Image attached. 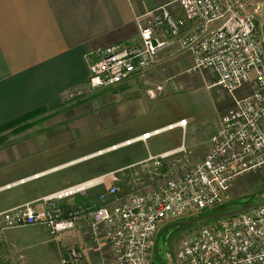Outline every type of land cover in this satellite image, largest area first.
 <instances>
[{"label":"built area","instance_id":"built-area-1","mask_svg":"<svg viewBox=\"0 0 264 264\" xmlns=\"http://www.w3.org/2000/svg\"><path fill=\"white\" fill-rule=\"evenodd\" d=\"M263 8V0H173L146 13L134 39L89 52L88 80L80 91L110 88L145 72L177 38L191 56V69L211 72L233 106L221 114L206 154L181 175L119 200L117 183L124 169L119 168L1 210L0 230L40 224L55 239L83 218L93 241L107 246V258L99 264H152L161 224L219 206L237 177L264 167V41L257 27ZM246 86L249 92L237 97ZM159 89L149 88L148 94L153 97ZM185 124L180 119L123 144ZM171 154H150L143 162L157 168ZM98 186L105 189L99 203L64 208L66 200ZM4 187L10 184L0 190ZM59 258L61 264H88L79 246L59 248ZM174 258L177 264H264V203L190 230L179 240Z\"/></svg>","mask_w":264,"mask_h":264},{"label":"crops","instance_id":"crops-1","mask_svg":"<svg viewBox=\"0 0 264 264\" xmlns=\"http://www.w3.org/2000/svg\"><path fill=\"white\" fill-rule=\"evenodd\" d=\"M172 1L173 0H0V126L22 117L26 113L34 111L63 112L67 110V108H70V110H76L74 114H71V120L83 116L91 107L90 100L88 99L85 103H74L71 102V94L79 89H83L87 84L88 62L86 60V55L99 48H105L134 39L138 31V21H145L146 18L143 16L146 13L159 6L169 4ZM171 40L172 43L157 54L156 61L151 68L134 76L128 81H124L110 88H105L111 90L117 86L121 87V85L127 84L126 87L118 88V93H114L118 97L105 102L108 104L120 102L119 106H121L119 112L122 116H106L110 118V124L127 123V121L131 118L133 119V117L137 115L146 114L149 105L141 96V94H143L141 91L145 90L143 95L148 99L156 97V95L153 97L149 94V96L147 95L149 88H146V84L151 85L158 81V77H152V75L154 76L158 73L156 72L158 67H163L169 63L172 65L171 68L174 66V68H172L174 71H180L186 68L187 64L191 63L190 54L181 49L178 39L172 38ZM249 87L246 86V88L238 90L236 96L242 97L246 95L250 90ZM150 88H153V86ZM131 93H136L138 95H136V97H131L133 95ZM86 104L87 108H84L83 105ZM232 106L233 100H230L223 109ZM223 109H220V112H222ZM178 121L179 120L173 121L168 124ZM95 122L96 121H92L91 123L88 117L86 124L82 126L77 123L75 124L74 120L70 125L72 129L75 128L80 133H85L95 128L92 127L95 126ZM188 126L189 123L186 121L184 127L178 125L171 129H181L182 135H184L186 141ZM218 126L219 120L212 131L216 130ZM146 131L149 130L143 129V131L120 143L136 138ZM209 131L204 137H196L195 131H191L189 134V141L184 145L182 150V146L180 144L177 145L176 142L170 147L163 148L146 146L148 155L173 152L174 155L190 160L195 159L192 160L194 162L201 159L209 149ZM23 138L25 139L15 140L8 143V145L0 146V168H3L0 171V187L10 184V187H4L0 192L22 185L26 183L27 180L36 179L44 174L46 175L47 173L65 168L77 161L97 155L99 152L111 149V146L100 150L98 149L68 161L52 165L51 167L31 172L35 168H38L37 166H39V164L32 166L31 163H29L24 168H17L18 165L14 167V163L20 160L24 154L27 155L30 151L34 150L32 146L33 142L29 141V138ZM147 156L140 160H145ZM9 164L11 165L8 166ZM119 168L120 167L106 169L87 177H82L81 175L67 177L62 179L61 183L55 185L53 188L43 190L35 189L33 191L25 189L18 190L9 194L5 199H0V211L36 200L68 184L87 180ZM21 179L25 181H20ZM233 187L234 182L230 187L231 191L229 189L224 194L222 204L228 209H224L222 212L234 210L235 192ZM94 189L96 190L91 189L85 195H78L66 200L63 202L64 208L69 209L75 206L78 201H89L84 205L97 203L96 201H98V198L95 201V199L90 198L88 194L98 192L104 189V186H98ZM229 197L231 201L225 203V199ZM248 204L250 203L246 204L240 199L241 207ZM204 212L211 213V210L207 209L200 213L203 214ZM198 214L192 216H197ZM170 222H173V220ZM81 223L88 228V220L82 218ZM166 224L167 222H164L158 229L154 241L155 249L159 233ZM73 230L74 229H69L64 232L65 234H72L73 238L75 236L77 242H79L76 246L82 248L85 260L88 264H99L107 258L108 249L103 240H101L99 244L86 243L84 239L86 240L87 237L83 239L82 236L79 235L80 229L78 230L77 228V231L75 230L76 232ZM34 234H41L39 227L35 228ZM32 243L31 241L24 242L16 235L10 234L4 236L0 234V252H2L0 253V264H35L30 254ZM6 244L7 246L4 248L3 246ZM59 248H63V246L57 243L58 255ZM154 248L152 249L151 258H153Z\"/></svg>","mask_w":264,"mask_h":264},{"label":"rangeland","instance_id":"rangeland-1","mask_svg":"<svg viewBox=\"0 0 264 264\" xmlns=\"http://www.w3.org/2000/svg\"><path fill=\"white\" fill-rule=\"evenodd\" d=\"M257 27L260 37L264 41V8L258 16ZM171 66L168 63L163 67L157 68L156 72L158 73L154 76L152 75V77H158V81L152 83L154 85L146 84L147 89L152 86L155 87V85L160 86V89L156 91V97L148 99L143 95L145 90L141 91L143 93L141 96L149 105L146 114L137 115L133 119L131 118L132 120L127 121V123L117 122L119 124H110V118L106 116H122L119 112L121 106H119L120 102H114L112 104L105 103L108 100L118 97L114 93H118L117 89L126 87V84L121 85V87L117 86L111 90L99 89L94 91L87 89L80 91L79 89L77 90V92L80 91L78 94H74L75 92L71 94V102L74 103H85L88 99L90 100L91 107L84 115L76 119L73 118L75 124L77 123L80 126L86 124L88 117L91 123L92 121H96L95 126H92L95 128L85 133H80L75 128L72 129L70 125L73 121L71 120V114H74L76 110L73 111L70 108H67L63 112H41L24 123L14 125L12 128L0 132V146L8 145V143L15 140L25 139L23 137L29 138V141L33 142L32 146L34 150L30 151L27 155L24 154L20 160H15L16 162L14 163V167L18 165L17 168H24L29 163L32 166L39 164L37 166L38 168H35L31 172L45 169L98 149L100 150L115 145V147L109 150L77 161L65 168L47 173L46 175L44 174L36 179L27 180L22 185L4 190L0 192V199H5L9 194L18 190L25 189L33 191L35 189L43 190L53 188L55 185L60 184L62 179L67 177H75L77 175L87 177L106 169L120 167L124 169L121 181L117 183V198L119 200H125L131 192H148L167 179L181 175L183 169L188 167L193 162L192 160L195 159L190 160L172 154L163 159V164L156 168L153 164H147L143 160H140L148 155L146 146L163 148L170 147L176 142L177 145L180 144L183 148L189 141L191 131H195L196 137H204L210 130L208 133V137H210L215 132V130H212L216 126L221 116L220 114H223L231 108L223 109L232 100V97L219 85L214 84L215 76L211 72L207 70H192V60L191 63L186 65V68L180 71H174L172 69L174 66L172 68ZM134 94L131 97L138 95L136 93ZM83 106L87 108V104ZM220 109H223V111L220 112ZM181 118L189 123L186 141L181 129L174 128L162 130L152 135L146 141L135 140L127 144L120 143L143 131V129L151 131L170 122L180 120ZM2 169L0 168V171ZM233 188L235 192L233 209L241 207L240 199L246 204L248 202L253 203L264 200V167L245 172L237 177L234 181ZM104 190L92 192L88 195L96 201L99 194ZM229 201H231L230 197L225 199V203ZM88 202L78 201L75 206L69 209L76 208L78 205L83 206ZM96 202L99 203L98 201ZM224 209L228 208L222 204L210 210L215 213L222 212ZM203 214L206 213L204 212ZM200 215L202 213L197 216H189L176 221L173 220V222L167 221V224L159 233L156 245L157 256L153 254L152 264H177L174 255L179 240L190 230L201 228L208 223H215L216 220L213 222V220L201 219L185 225L172 223H181V221L197 218ZM37 227L40 228L41 234H34L35 228ZM77 228L78 230L80 229L79 235L83 239L87 237L86 240L84 239L86 243H95L87 226L82 225L80 222L73 231L76 232ZM0 232L4 236L10 234L16 235L24 242H33V245L30 247V254L35 264H61L57 253V243L63 247L79 244L75 236L73 238L72 234H65L66 231L58 234L54 239L49 234L47 228L40 224L17 226L1 230ZM6 246L7 244L3 247L6 248Z\"/></svg>","mask_w":264,"mask_h":264},{"label":"water","instance_id":"water-1","mask_svg":"<svg viewBox=\"0 0 264 264\" xmlns=\"http://www.w3.org/2000/svg\"><path fill=\"white\" fill-rule=\"evenodd\" d=\"M264 203V200H261V201H257V202H253V203H250L244 207H240V208H237V209H234V210H231V211H223V212H211V213H206V214H202L200 216H198L197 218H193V219H190V220H187V221H181L180 222H174L172 224H176V225H185V224H191V223H194L198 220H201V219H209V220H216V219H219V218H223V217H231V216H234V215H237L239 213H242V212H245V211H248L260 204H263ZM154 247H155V244H154ZM154 254L157 256V252H156V249L154 248Z\"/></svg>","mask_w":264,"mask_h":264},{"label":"trees","instance_id":"trees-1","mask_svg":"<svg viewBox=\"0 0 264 264\" xmlns=\"http://www.w3.org/2000/svg\"><path fill=\"white\" fill-rule=\"evenodd\" d=\"M39 113H41V111H34V112H29V113H26L24 116L20 117V118H17L15 120H12L10 121L9 123H6L2 126H0V132H3L9 128H12L14 125H18V124H21V123H24L26 122L28 119L30 118H33L35 116H37ZM1 144V142H0ZM250 203V202H248ZM217 220V219H216ZM212 221V220H211ZM214 221V220H213Z\"/></svg>","mask_w":264,"mask_h":264},{"label":"flooded vegetation","instance_id":"flooded-vegetation-1","mask_svg":"<svg viewBox=\"0 0 264 264\" xmlns=\"http://www.w3.org/2000/svg\"><path fill=\"white\" fill-rule=\"evenodd\" d=\"M155 241V240H154ZM154 244H155V242H154ZM153 248H154V245H153Z\"/></svg>","mask_w":264,"mask_h":264}]
</instances>
